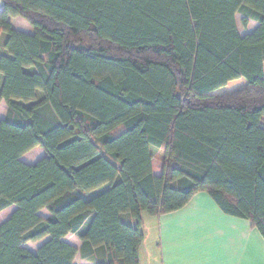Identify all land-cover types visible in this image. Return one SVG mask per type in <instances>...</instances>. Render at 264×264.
Returning a JSON list of instances; mask_svg holds the SVG:
<instances>
[{
  "label": "trees",
  "instance_id": "1",
  "mask_svg": "<svg viewBox=\"0 0 264 264\" xmlns=\"http://www.w3.org/2000/svg\"><path fill=\"white\" fill-rule=\"evenodd\" d=\"M1 1L0 264H140L201 192L264 237V0Z\"/></svg>",
  "mask_w": 264,
  "mask_h": 264
},
{
  "label": "crops",
  "instance_id": "2",
  "mask_svg": "<svg viewBox=\"0 0 264 264\" xmlns=\"http://www.w3.org/2000/svg\"><path fill=\"white\" fill-rule=\"evenodd\" d=\"M3 7L0 0V10ZM10 23L14 30L34 35L25 19L10 18ZM4 39L2 36L1 41ZM7 112V105L2 102L0 120L5 119ZM35 151L41 158L45 156L40 149ZM24 157L22 161L28 163ZM40 215L49 217L46 210ZM143 221L144 239L138 249L140 264H264V237L260 232L249 220L225 214L206 192L196 194L177 212L159 218L143 215ZM64 241L77 249L82 247L76 235H69ZM74 264H97V261L78 255Z\"/></svg>",
  "mask_w": 264,
  "mask_h": 264
},
{
  "label": "rangeland",
  "instance_id": "3",
  "mask_svg": "<svg viewBox=\"0 0 264 264\" xmlns=\"http://www.w3.org/2000/svg\"><path fill=\"white\" fill-rule=\"evenodd\" d=\"M242 21H243V16L238 14L236 16V22H237L238 30L242 35L251 33L258 27V24L254 21H250L249 25L247 27H244ZM1 76L2 75L0 74V77ZM2 78H3V76L1 77V79ZM0 87H1V85H0ZM38 149L43 151L41 148H38ZM35 150L31 151L32 153L30 152L27 155H25L24 158H25L26 162L33 164V163H36L38 160L41 159V155ZM154 157H155L154 162H153L154 172L156 174H161V169H162L161 159L163 157V153L161 151H154ZM16 210H17V207L14 206V207L4 211L3 213H1L0 214V225H2L4 222H6ZM144 216H147V215L144 214ZM39 246L40 245L38 243L37 244L29 243V244L25 245L26 248H28L29 250H31L33 252H35Z\"/></svg>",
  "mask_w": 264,
  "mask_h": 264
}]
</instances>
